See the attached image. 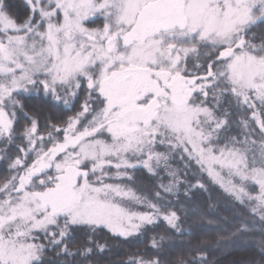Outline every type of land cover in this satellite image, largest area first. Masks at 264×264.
Here are the masks:
<instances>
[{
    "label": "snow or ice",
    "instance_id": "obj_1",
    "mask_svg": "<svg viewBox=\"0 0 264 264\" xmlns=\"http://www.w3.org/2000/svg\"><path fill=\"white\" fill-rule=\"evenodd\" d=\"M22 3L0 0V264H100L108 241L208 264L175 251L198 193L264 235V0Z\"/></svg>",
    "mask_w": 264,
    "mask_h": 264
},
{
    "label": "trees",
    "instance_id": "obj_2",
    "mask_svg": "<svg viewBox=\"0 0 264 264\" xmlns=\"http://www.w3.org/2000/svg\"><path fill=\"white\" fill-rule=\"evenodd\" d=\"M16 5L22 9V0H14ZM209 196L213 202L220 199L217 193L210 194H197L196 207L198 209V215L190 219L189 224L185 225V229L191 233V235H184L182 237H176L175 242L177 248L175 251L177 255L181 253L183 247H187L197 242L206 244L208 252V264H234L241 259L250 261L251 264H264V255H261L259 248V242L264 239V235L257 230L253 233L247 234V237H238L233 239L228 232V229L224 227L223 223L219 225L208 224L207 219L208 212L214 211V209H207V202ZM221 208H224V203L221 201ZM221 215H230V212L221 211ZM201 217H205V221L201 220ZM204 222V223H203ZM219 236H225L226 239H219ZM110 250L103 256H98L95 259L100 261V264H120V261L127 259V253L134 249L129 248L126 244H120L116 241H108ZM141 247V245H137Z\"/></svg>",
    "mask_w": 264,
    "mask_h": 264
}]
</instances>
